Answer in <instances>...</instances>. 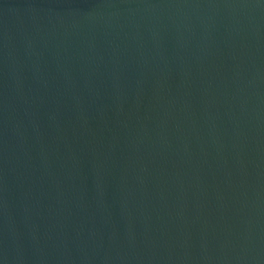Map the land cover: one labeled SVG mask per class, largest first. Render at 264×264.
I'll return each mask as SVG.
<instances>
[{"label": "water", "instance_id": "1", "mask_svg": "<svg viewBox=\"0 0 264 264\" xmlns=\"http://www.w3.org/2000/svg\"><path fill=\"white\" fill-rule=\"evenodd\" d=\"M0 264H264V0H0Z\"/></svg>", "mask_w": 264, "mask_h": 264}]
</instances>
